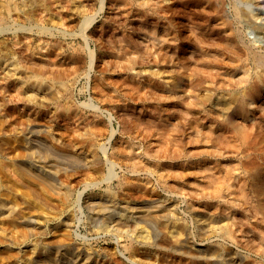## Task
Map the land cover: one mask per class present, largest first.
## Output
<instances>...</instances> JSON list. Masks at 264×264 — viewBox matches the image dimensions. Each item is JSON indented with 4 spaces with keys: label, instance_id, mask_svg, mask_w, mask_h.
I'll return each instance as SVG.
<instances>
[{
    "label": "rangeland",
    "instance_id": "1",
    "mask_svg": "<svg viewBox=\"0 0 264 264\" xmlns=\"http://www.w3.org/2000/svg\"><path fill=\"white\" fill-rule=\"evenodd\" d=\"M83 1V9L53 2L38 11L39 23L17 17L0 26V125L16 119L20 133L25 121L43 124L35 171L54 167L70 188L53 192L0 166V196L22 221L16 229L4 224L20 239L2 237L0 264L49 258L41 241L71 245L94 264H230L233 255L264 264V84L249 81L264 77L253 61V53L264 55V28L239 16L246 10L264 25V0ZM44 60L51 67L43 69ZM59 71L67 102L48 99L37 80ZM228 88L253 101L243 111L223 106ZM86 133L95 147L83 154L74 141ZM2 135L0 162L9 164L20 144ZM92 201L161 209L167 219L160 227L124 218L114 227L120 214ZM181 240L193 252L201 245L225 256L178 254L172 244Z\"/></svg>",
    "mask_w": 264,
    "mask_h": 264
},
{
    "label": "bare ground",
    "instance_id": "2",
    "mask_svg": "<svg viewBox=\"0 0 264 264\" xmlns=\"http://www.w3.org/2000/svg\"><path fill=\"white\" fill-rule=\"evenodd\" d=\"M73 6H75L77 9L80 8H86V3L83 0H70ZM144 0V4H145ZM53 2H62L63 0H0V26L5 29L9 26L10 23L14 22L17 17H24L26 20H28L31 23L40 22L38 17V11H49L52 8ZM62 7V6H61ZM64 7V6H63ZM238 9V8H237ZM238 12V10H237ZM50 20L54 22V15L50 14ZM239 16L244 19L245 21L253 24L254 26L263 29L264 25L259 23L257 21V18H255L250 12L246 10H240ZM87 25L91 19L85 20ZM1 33V32H0ZM236 37L241 40V35L239 33L236 34ZM3 44L4 42H0ZM253 61L257 66H263L264 67V55L253 53ZM45 67L43 66V69L48 68V66L51 67V62L44 60ZM42 62V63H43ZM8 66V65H7ZM5 68V67H4ZM19 67L15 65V68L12 70L18 71ZM37 80L40 83V87L44 88L45 92H47L46 97L48 99L53 100H63L67 102L68 99V92L69 89H67L65 85L64 78V72L59 71L57 74L54 73L53 77H44L41 74H36ZM251 81L250 83H254L255 85H263L264 84V77L261 75H255L249 79ZM227 92L224 93V96H222L220 103L227 107H236V109L243 111L246 108L247 103H251L253 101V97L250 94L245 93L244 96L240 93V90H232V89H226ZM225 90V91H226ZM202 99L198 100L199 104H203L205 101H208L210 99V96H205ZM68 103L70 101L68 100ZM66 107V105H65ZM70 105H67V109H69ZM231 109V108H230ZM4 120V119H0ZM17 120L8 121L5 123H2L0 125V135L3 136V139H12L13 141H16L17 144H20V146H16L12 148V151H16V155L12 160H8L9 164H5L4 162H0V166H3L5 168H15L21 175H25L27 177H31L35 182L37 183H43L48 189L52 190L53 192L56 191V189H61L63 192H65L66 195L70 194V188L62 181H58L56 170L53 168L51 170L42 169L35 171L34 168V161L36 162L37 158L42 156L43 159V153L44 150L40 148L41 144L39 140V136H41L45 132V126L43 124H38L36 126L31 125L30 123H26L24 128L21 129V132L19 133L17 130ZM47 130V129H46ZM238 130V129H237ZM49 133H52L51 130H49ZM246 135V134H245ZM37 138V139H36ZM74 145L81 149V152L83 154H88L89 152H92L95 143H94V137L90 133H86L83 135H80L77 137V139L74 141ZM45 149V147H43ZM47 149V148H46ZM45 149V150H46ZM48 152V150H47ZM46 152V153H47ZM3 153V152H2ZM61 155V153H58ZM59 155V156H60ZM13 156V155H12ZM57 156V155H56ZM3 157V154L0 156V159ZM60 157H63L62 155ZM58 157V159L60 158ZM46 158V157H45ZM57 159V158H56ZM46 159H44L43 162H45ZM38 164V163H37ZM40 165V164H39ZM42 167V166H41ZM40 167V168H41ZM37 170V169H36ZM112 174V173H111ZM110 174V175H111ZM113 175V174H112ZM111 175V176H112ZM252 176L254 178V181L258 182L261 178V172L258 170V168L254 169L252 171ZM255 184V183H254ZM260 195L264 199V190L260 189ZM35 199L38 201L39 206H46L47 201L45 197H41L40 194H37L35 196ZM93 202V201H92ZM98 202V201H97ZM99 202L98 204L93 202L92 205L94 207H98L99 211L102 213H114L120 214V216L115 219L114 227L123 221V219H128L127 221H130L131 219H143L145 222H150V220H154L157 222V224L161 227L162 222L167 219V214L164 211L159 210V213H153V212H147L149 211V207L142 206V207H131L129 205L127 206H120L115 202H111V204L108 205V202ZM110 203V202H109ZM261 206H264V202L261 203ZM160 207V206H159ZM97 209V208H96ZM20 213L19 208L13 205V202L11 199H5L2 196H0V226L3 227L4 224H9L11 226V229H16L18 225L22 222L21 218H19L17 215ZM46 212L43 213L45 216ZM42 215V216H43ZM31 222H34L37 224L36 220H31ZM39 225L38 228L41 229V225ZM72 222H67L66 226H71ZM4 228V227H3ZM1 228V229H3ZM10 228V227H9ZM5 229L0 231V243L4 242L2 237H8L11 239V243L16 244L18 242L19 237H13L11 234H7ZM12 231V230H10ZM28 231H23L21 238H24L23 241L27 240ZM143 237H147V235H143ZM14 239V240H13ZM40 244H43L42 247L45 250V255H50L49 258H38L37 264H94L92 263L93 260L91 259V255L93 253H90L86 251L85 257H88V259H91L89 261L83 260L82 258L79 259L78 255L80 254L79 250H76L71 245H66L62 243H55L51 241H41ZM186 241H175L172 244V248L178 252V254L187 256V257H197V258H207V259H214L217 256L219 258H222L225 256L223 252H220L219 254H214L208 250L207 247H201L197 249V251L193 252L189 246L186 245ZM35 248L38 247V245H34ZM171 247V246H170ZM70 259H69V258ZM76 260H75V258ZM62 258V259H61ZM67 258V260H65ZM71 258H74L71 260ZM231 262L230 264H240L239 263V257L237 255L229 256ZM61 259L63 262L58 260ZM78 261V262H77Z\"/></svg>",
    "mask_w": 264,
    "mask_h": 264
}]
</instances>
